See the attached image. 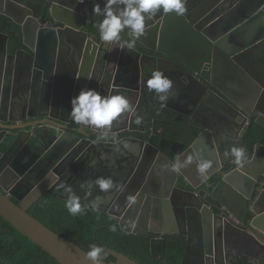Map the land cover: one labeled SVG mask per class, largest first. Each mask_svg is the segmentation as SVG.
<instances>
[{
    "label": "water",
    "instance_id": "water-1",
    "mask_svg": "<svg viewBox=\"0 0 264 264\" xmlns=\"http://www.w3.org/2000/svg\"><path fill=\"white\" fill-rule=\"evenodd\" d=\"M191 2L194 3L193 7L183 15H177L175 12L165 13L161 9L157 11L161 16H157L156 13L151 19H146L145 35L136 41L134 50L127 49L129 53L127 52L126 55L120 49L113 51L111 44L105 45L102 41L99 43L93 41V44L89 40L85 46L81 37L77 36L80 35L77 32L81 30L82 24L78 26L74 23L80 17L74 12L59 15L53 12L52 18L59 20L63 24V29L46 28L45 31H39L36 45L28 43L24 35L23 43L31 50V57L36 64L39 59L44 60V65L40 68L43 69V79L48 84L53 81L54 62L50 58L52 50L67 39H73L79 44L75 52L77 56L75 65L69 66L66 57H61L60 63L63 65L60 78L62 83L59 85L61 96L68 81L72 84V88L73 85L84 88L85 81L89 78L92 81L94 73L107 82L112 79L111 86L119 89L118 94L125 95L131 106L130 111L122 113L116 121H113V124L119 125V122L126 119L124 126L114 132L122 131L118 138H121L119 144L122 143L120 146L128 159V171L132 161L137 159L138 162L140 161L138 166L144 162L156 167L162 180L157 186L158 191L155 192L150 181L147 180V169L141 173L143 194L147 195V198L139 212L140 216L143 214L147 222V218L155 213L161 220H168L174 227L172 230H159V233H180L186 236L182 264H210L209 261L214 264H230L226 248L228 226L250 233L264 247V143L257 144L252 159H246L244 163L238 164L234 157L228 158L223 154L231 153L234 144L244 148L243 136L221 131L206 123L198 124L195 120L198 118L199 109L204 106L213 115L234 113L235 116H257L256 123L264 127V120L258 119L264 115V91L260 86L251 84L249 76L239 80L235 85L240 88L242 101H237L211 81L207 71L209 67L219 68L220 71L228 66L237 68L236 70L243 68L246 71L254 67L250 48L260 46L264 42V6L262 9L259 6L251 14L233 18L230 14L231 5L224 6L221 1L186 0L185 6ZM12 4L21 8L27 6L25 0H4L0 15L10 17L22 25L9 12V6ZM71 6L72 4H69L67 7L81 13L79 9ZM67 30L75 32V35ZM122 36L125 40L131 38L127 32L122 33ZM91 44L94 47H91ZM144 49L167 54L170 58L159 57L156 60L151 56L152 54L145 53ZM137 58L139 61L135 76L134 64ZM114 66H116L115 73ZM70 70L73 72L72 80L69 79ZM155 70H162L174 81V95L169 98L166 105L159 101L155 93L147 90L146 81ZM118 73L122 79L115 80ZM134 80L137 82L136 86L128 84ZM204 80L210 81L216 90L209 87ZM92 88L100 91V86L95 85ZM208 90L214 94L213 99L208 98L206 92ZM15 92L13 88L10 95L11 103H7L9 111L17 110L23 112L26 119H33L35 116L30 111L36 102L31 99L29 91L24 90L19 95ZM3 93L2 96L9 95L7 91ZM147 93L151 96L149 100L146 98ZM179 93L183 96H179ZM136 94L138 97L139 95L143 97L140 108L135 106ZM74 95L78 94L74 93ZM181 104L185 108L191 107L190 110L185 112L184 109L179 108L178 105ZM177 113L185 115L187 120L177 119ZM137 115L142 117L140 125L134 123ZM44 116L54 120L52 115L44 114ZM38 123L47 124L45 121ZM39 125L31 122L27 126L16 127L17 132L8 133L15 139L7 152L16 143L23 142L24 135L35 133L37 128L42 132L46 126ZM29 126H34V129L25 130ZM48 129L53 128L50 126ZM5 134L0 136V144ZM9 141L10 138H7L5 145H8ZM59 141L65 143V137L61 136ZM68 142L69 140L67 144ZM257 147H260L262 152L259 156H257ZM193 152L197 156L193 159L196 171H198V160L212 162V167L205 174H201L199 180L190 178L187 168H182L178 173L171 170V165L176 162L177 156L183 161ZM0 154H2L1 149ZM163 160H169V163L165 165L162 163ZM174 176L177 177L173 178ZM179 177L184 179L181 185ZM248 187L251 189L249 195L245 194V189ZM39 196L17 203L8 193L0 190V215L60 264H91L86 257L85 249L57 233L29 212L30 205ZM148 197L154 199V204L149 205ZM239 204H243V209L238 214L234 211V206H240ZM214 206L218 211H215ZM129 212V219L133 221L134 212ZM240 219H243V225L239 222ZM120 224L123 225L122 218ZM122 228L129 233H148V231ZM106 249L116 260L104 261V264H143L124 253L108 247ZM166 251V238L152 239V255L165 261Z\"/></svg>",
    "mask_w": 264,
    "mask_h": 264
},
{
    "label": "flooded vegetation",
    "instance_id": "flooded-vegetation-1",
    "mask_svg": "<svg viewBox=\"0 0 264 264\" xmlns=\"http://www.w3.org/2000/svg\"><path fill=\"white\" fill-rule=\"evenodd\" d=\"M25 1L27 3L26 8H21L14 4L9 6V12L12 13L15 19L22 23V25L10 17L0 15V136L5 134V132L7 133L0 144V149L2 151V154H0V190L8 193L15 202L22 203L40 195L38 197L39 199L48 192L61 193L60 195L62 197H67V193L64 190H58L59 184L63 183L71 187L74 194L80 197L82 206H91L93 203H98L99 209L105 210L112 219L118 222L120 228L127 234L130 233L122 227L137 231H148V233L133 234H152L153 238L157 239L166 238V235H182L180 233L161 234L159 230H172L174 228L168 220H161L157 214L152 213L151 217L147 218V222H145L144 215L141 214L140 216L139 214L143 202L147 198V195L143 194L141 181V173L143 170L147 169V180L150 181L151 187L154 188L153 191H158L157 186L161 184L162 180L156 167H151L150 164H145L144 162L138 166L140 161L138 162L137 159L132 161L128 171V159L120 146L122 143L119 144L121 138H118L122 131L114 132L121 126H124L126 119L119 122V125L113 124L112 131L107 139L98 140L100 135L97 133L101 134V129L77 125L70 117L72 107L70 98L75 96L74 93L79 94L81 89L92 88L97 85L100 86L99 92L102 95L118 94L120 90L111 86L113 85L112 79L110 82H107L101 79L97 73H94L92 81L90 78L88 81H85L84 88H79L74 85L72 88V84L68 81V85L64 86V93L61 96L59 87L62 83L60 78L63 73V65L60 63L61 57H66L69 66L75 65L74 63L77 61L75 52L79 44L73 39H67L66 42L57 44V47L52 50L50 58L54 62L53 81H50L51 83L48 84L43 79L44 72L43 69L40 68L41 65H44V60L39 59L36 64L34 58L31 57V50L26 48L23 43L24 35L28 43L36 45L39 31H45L46 28L63 29V24L59 20L52 18L53 12H55L56 15L65 12H74L78 14L80 17L74 21V23L78 26L82 24V27L81 30L77 32V34L80 35L77 36L81 37L79 38L83 41L85 46L88 44L89 40L92 41V43L93 41L99 43L101 40L99 38L98 28L96 27L97 23L95 22V20L98 22L99 19L94 15L93 7L99 4L103 8L105 0ZM217 1L223 2L224 6L231 5L230 14L233 18H240L244 15L251 14L259 6L260 9L264 6V0H215V2ZM3 4L4 0H0V9H3ZM69 4H72V8L79 9L81 13H77L67 7ZM193 4L194 3L191 2V4L189 3L185 6V13L193 7ZM32 12L33 15H31ZM156 13L157 16H161L158 12ZM220 13L221 10L219 14ZM67 31L75 35V32L70 30ZM93 44H91V47H94ZM105 45H109V43H105ZM110 47L113 51L121 50L117 43H112ZM250 49L252 52L251 60L253 61L254 67L250 68L251 71H247L253 77L243 68L242 70H236L237 68L228 66L223 71H220L219 68H207L209 74L207 72L206 74H208L209 79L215 82L228 94L234 93V96L231 95L235 99L240 96V88L235 84L246 76L251 78V84L260 86L264 91V60H262L264 58V42L260 44V46H254ZM261 50H263V52ZM143 51L147 54H152L151 56L155 57L156 60L159 57L165 59L170 58L167 54L159 52L154 53L149 49H144ZM127 52V48L122 50L124 55H126ZM130 53L134 55L131 51ZM134 57L136 58L135 55ZM138 61L139 58H137L134 64L135 76ZM115 71L116 66L113 67V72L115 73ZM69 79H73V72L71 70L69 71ZM120 79H122L120 74H116L115 80ZM204 82L208 84L209 87L215 89L210 81L204 80ZM128 84L136 86L137 82L134 80L132 83ZM65 87H67L66 90ZM13 88L17 95L24 90L29 91L31 99L36 102L32 105L30 111L35 116L33 119H26V115L23 112L17 110L13 112L9 111L7 103H11L10 95ZM184 88H186V86ZM4 91H7L9 95L2 96ZM206 92L209 99L214 98V94L211 91L208 90ZM181 95L182 94L179 93V96ZM146 98L149 100L151 96L147 93ZM3 102L5 103L4 105ZM135 104L137 108L142 106L143 97H141V95L138 97V94H136ZM178 106L184 109L185 112L189 111L191 108H185L182 104ZM44 114L52 115L54 120H50L48 117L44 116ZM184 116L185 115L180 113L176 114L177 119L186 121L187 117ZM197 116L198 118H196L195 121L198 124L206 123L221 131L232 132L234 135H242L243 146L246 150V159H252L257 144L264 143V127L256 123L257 116H235L234 113H218L217 115H213L209 109L204 106L199 109ZM9 119H17L19 121L14 122ZM258 119L264 120V115L258 117ZM38 121H45L48 125H39ZM31 122L46 127L43 128L42 132L37 128L35 133L24 135V141L16 143L11 150L7 152L15 139L9 136L8 133L17 132L18 128L16 127H24ZM50 126L53 129H48ZM33 129L34 126H29L25 130L28 131ZM61 136L65 137V143L59 141ZM113 136H115V139H112ZM251 136L252 139L255 140L252 146L250 145L249 139ZM7 138H10V141L8 145H5L7 143ZM68 140L69 142L67 144ZM234 146L237 147L238 145L234 144ZM257 151V156L262 154L260 147H257ZM223 155L228 158L233 157L231 153ZM162 163L166 165L169 163V160H163ZM254 167H256V165ZM101 176L106 178L111 177L115 182V187L107 192H102L98 186L94 185L89 194V189L86 186ZM176 177L177 176H174L173 178ZM179 181L181 185L184 179L179 177ZM176 184L177 183H175V185ZM82 185L85 187H82ZM250 190V187L245 189V194L249 195ZM129 196L135 198L134 203H128ZM150 198L148 197L149 205H151V203L154 204V199ZM35 202L30 205L29 210ZM111 205H113L112 208ZM239 205L240 206H234V211L238 214L241 213L243 209V204ZM214 208L215 211H218L217 207L214 206ZM109 210L111 211L109 212ZM129 211L134 212L133 221L129 219ZM121 218L123 221L122 226L120 224ZM242 221L243 219L239 220L241 225L244 224ZM179 229H181V227ZM226 234L227 256L230 264H232L231 261L233 258L238 260L247 259L252 262L262 260L264 262V247H262L257 239L250 233L228 226ZM182 236L186 238L185 235ZM262 242L263 241H261V243ZM107 252L111 254L108 250ZM209 263L214 264L212 261H209Z\"/></svg>",
    "mask_w": 264,
    "mask_h": 264
},
{
    "label": "clouds",
    "instance_id": "clouds-1",
    "mask_svg": "<svg viewBox=\"0 0 264 264\" xmlns=\"http://www.w3.org/2000/svg\"><path fill=\"white\" fill-rule=\"evenodd\" d=\"M185 3L186 0H105L103 8L99 4L93 7L94 15L102 17L96 24L99 38L105 43L119 44L121 50L125 48L134 50L136 41L145 35L146 19H151L161 9L165 13L175 12L177 15H183L186 10ZM125 32L130 34V39L123 38L122 33ZM146 86L147 90L150 93H155L164 105L174 95V81L162 70L153 71L146 81ZM71 106L70 117L74 123L102 130L98 140L107 139L112 131L113 121H116L122 113L131 110L130 102L125 95H102L94 88L81 89L79 94L72 98ZM134 123L140 125L142 117L137 115ZM112 139H115V136ZM231 155L238 164H242L246 160V150L243 147L234 146L231 149ZM193 159L194 157L189 155L181 161L177 156L176 162L171 165V170L178 173L182 168L188 167ZM211 167V161H197V170L201 174H205ZM94 185L98 186L102 192H107L115 187V182L111 177H98L86 186L89 189V194ZM82 187L85 186L82 185ZM60 189L67 193L65 207L71 215L76 216L85 211L88 206L82 207L80 197L74 194L71 187L61 183L58 187V190ZM134 202L135 198L129 196L128 203ZM91 207L93 211L99 210L98 203H93ZM116 230V225H112L111 231L115 232ZM107 255V250L97 244H91L86 253L91 264H104Z\"/></svg>",
    "mask_w": 264,
    "mask_h": 264
},
{
    "label": "trees",
    "instance_id": "trees-1",
    "mask_svg": "<svg viewBox=\"0 0 264 264\" xmlns=\"http://www.w3.org/2000/svg\"><path fill=\"white\" fill-rule=\"evenodd\" d=\"M97 19L100 20L102 17ZM95 22L97 23V20ZM249 139L252 146L255 140L252 136ZM60 194L48 192L35 202L29 212L86 251L91 244H97L124 253L143 264H182L186 249L184 236L166 235V260H160L151 254L152 234H127L105 210L93 211L91 206L85 208L81 214L73 216L65 207L67 197H62ZM112 225H116L115 232L111 231ZM115 260L116 258L108 253L104 261ZM0 262L2 264H60L1 215ZM231 263L264 264L262 260L252 262L236 258H233Z\"/></svg>",
    "mask_w": 264,
    "mask_h": 264
},
{
    "label": "crops",
    "instance_id": "crops-1",
    "mask_svg": "<svg viewBox=\"0 0 264 264\" xmlns=\"http://www.w3.org/2000/svg\"><path fill=\"white\" fill-rule=\"evenodd\" d=\"M232 86H234V85H232ZM232 95L234 94V93H231ZM234 96V95H233ZM237 101H242V98L239 96V97H237V99H236ZM191 156H196V154L193 152L192 154H191ZM197 157V156H196ZM185 168H187L186 169V171H187V173H188V175H189V177L190 178H192L193 180H199L201 177V173L200 172H198V171H196V169H195V165L193 164V162L188 166V167H185Z\"/></svg>",
    "mask_w": 264,
    "mask_h": 264
}]
</instances>
